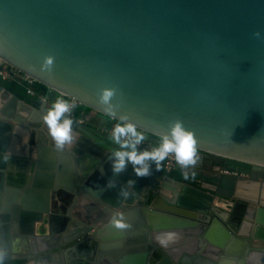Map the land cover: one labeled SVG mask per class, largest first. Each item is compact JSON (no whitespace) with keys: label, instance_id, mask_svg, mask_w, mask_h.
<instances>
[{"label":"water","instance_id":"obj_1","mask_svg":"<svg viewBox=\"0 0 264 264\" xmlns=\"http://www.w3.org/2000/svg\"><path fill=\"white\" fill-rule=\"evenodd\" d=\"M256 31L261 39L252 36ZM47 55L55 57L51 72L40 67ZM0 60L117 122L126 115L140 130L153 135L157 144L168 122L179 117L197 139V163L206 159L231 166L212 177L193 168L175 170L205 183L202 188L207 193L153 169L150 176L137 177L129 165L116 176L110 156L119 146L112 136H96L90 127L73 128L76 139L63 150L89 166L72 183L65 181L66 187H60L64 207L58 213L64 224L48 231V246L40 245L36 233L19 235L30 247L29 254L21 257L25 264H50L64 257L67 264H124L111 252H103L115 242L97 250L103 232L115 227L112 220L117 213L108 210L100 218H85L79 205L91 204L87 195L110 210H130L128 214L136 218L139 210L148 219L147 226L141 223L128 232L132 242L142 245L141 259L131 255L135 264H171L166 257L146 263L147 251H152V244L158 245L157 235L165 232L176 234L173 244L178 243V236L187 235L192 244L201 238L214 248H221L230 238L235 251L231 246L226 252L235 257L264 246L257 240L264 231V0H0ZM103 87L118 90L121 104L114 115L98 103ZM47 109L18 98L0 84V117L32 128L31 144L37 140L35 129L42 128L45 132L38 136L54 146L43 121ZM2 155L0 170L18 167L21 188L31 180L27 174L36 173L30 189L39 187L38 172L23 160L37 158L35 152ZM100 162L106 169L104 189L109 180L115 181L119 192L127 180L136 181L134 188H125L129 195L124 203L119 195L117 205L101 200L91 181L84 180ZM157 201L163 202L167 212L196 213L194 219L187 222L159 214ZM148 217L161 222L153 225ZM108 218L107 226L97 228ZM9 221L8 213L0 211V224ZM219 222L225 226L218 232L224 238L220 243L215 235ZM89 245L90 253H77ZM196 251L180 252L176 263L216 264ZM237 263L243 264L244 259Z\"/></svg>","mask_w":264,"mask_h":264},{"label":"crops","instance_id":"obj_2","mask_svg":"<svg viewBox=\"0 0 264 264\" xmlns=\"http://www.w3.org/2000/svg\"><path fill=\"white\" fill-rule=\"evenodd\" d=\"M0 119L2 120V122H0V155H2L1 153H14L19 155L26 154L29 156L33 152L38 155L37 158L23 159L28 160L31 163L32 167H30V170L34 167L36 172H38L39 176L37 178V184L39 185V187L37 189H30L31 184L35 179L36 173L31 175L29 172L27 176L31 178V180L28 179L27 186L21 188L19 184L21 183L20 180L22 174L18 167L16 168L19 171L14 170L15 172L8 171L7 168L0 170V211L7 212L10 219L8 223L6 222L5 224H0V250H3V252L5 251L4 258H8V260L3 259V264H25V260H23L21 257L29 254L30 247L25 242L20 241L19 235L25 232L36 233L37 236L40 237L39 239L42 243L40 245H42L43 247L48 246V231L50 229L56 231L60 229L62 224H64V219L58 213L61 211V208L63 206L62 203L64 202V196H62L60 187L65 188L67 182L72 183L75 176H80L82 168H88L89 162H82L80 164V159L76 155L70 154V152L67 150H57L55 146L51 145L50 141L46 140V138L42 136L39 137L38 132H45L42 128H40V130L35 129L37 140H35V144H31L29 141V135L32 132V128H29L26 123H18L15 120L3 117H0ZM17 124H20V126H17ZM4 158L7 160L10 157ZM152 169L154 170L155 168ZM105 170L106 169L104 165L102 164V162H100L94 168L90 169L88 175H86L84 180L91 181V187L96 190L95 192H97L101 200L108 201L112 204L115 203V205H117L120 201H116L115 199V197L118 196L119 193L118 189L114 187H107V189L103 188L107 181V178L105 177ZM51 177L52 182L50 183ZM121 181L122 180H119L118 183H121ZM49 185L54 189H46ZM77 196L78 193H76V198L74 201V205L76 206L78 205L76 204ZM87 196L88 198H90L88 200L91 202V204L88 202L86 203V206L81 207V205H79V209L82 208L81 211L84 212L83 216L85 218H100L101 215L106 213V211L108 210L111 211V213H118V211L110 210V208L107 207V205L103 204L102 201L96 200L90 195ZM126 198L123 197L120 202L124 203ZM150 203L151 201L149 200L146 204L149 205ZM162 205L164 206L163 202L157 201L156 206H159L160 208L155 210L157 213L172 215L181 221H192L194 219L192 214H196L191 211L182 214L167 212L164 211ZM129 211H121V213L123 214V222L128 224L130 227L125 229L114 227L113 230L115 231H104L102 237L104 239L101 238L97 240V250H99L100 246L101 248L103 246H107L104 243L112 244V242H115V244L118 245H109L107 248H105V250H103V252H107V254H110L111 252L114 257H116L120 261H123L124 264H135L131 255H135L137 259H141L142 245L132 242L131 236L128 235V232H130V230H135L137 227L139 228L141 223L142 225L147 226L148 219H143L142 213L139 210H137L138 218H136V215L128 214ZM51 212L53 213L51 214ZM148 218H151L149 220L154 222L153 225H159V223L161 222V220H157L156 217ZM76 220L79 221V219L77 218ZM109 221L110 218L105 220L103 224L100 227L98 226L97 228L107 226ZM79 222L85 225L83 221ZM219 224L221 226H219V228H215V235L216 240L220 243L222 240H224V238H221V235L219 236L218 232L223 229V227L225 228V226H223L224 224L221 222H219ZM92 225L94 227V224ZM256 225L257 224L253 223L254 229ZM38 231L40 233L43 232V234H39ZM180 238L182 239V242L179 240ZM177 239L178 243L175 242V244H173L169 242L167 246H161L159 243L158 245L152 244V251H147L148 259H146V263L149 261V259L152 261L154 260L156 263L157 258L159 261H161L162 257H166L170 260L171 264H177L176 261L180 257V252H182L183 254L188 252L192 253L191 251L195 252L196 249H198L196 251L198 252V255L205 259L214 261L216 264H238L237 262L242 258L244 259L243 264H254L255 262H257L258 264H264V246H262L261 248H252V251L243 253L242 257L238 256L239 254H236L235 257L233 255H230L231 253L226 252L227 248H230L231 246V250L235 251V247H233L234 244H232L235 243V241H232V239L230 238L224 241V244L221 246V248L211 247L209 244L211 242H207V240H201V238H198L199 240L196 238V243L192 244V242L189 241V236L187 235H180L177 237ZM175 240L176 238H173L172 241ZM257 240L260 244L263 243L264 245V231L260 233V237ZM248 243L251 245V241H248ZM213 249H215L216 251H213ZM91 251L92 249L89 245L86 248H81L77 253L80 255H87ZM112 252H114L115 254ZM96 257L97 254L95 256V259ZM64 259L65 257L63 258V260L61 259V261L63 262L50 261V264H67V262H64Z\"/></svg>","mask_w":264,"mask_h":264},{"label":"clouds","instance_id":"obj_3","mask_svg":"<svg viewBox=\"0 0 264 264\" xmlns=\"http://www.w3.org/2000/svg\"><path fill=\"white\" fill-rule=\"evenodd\" d=\"M252 36L256 39L262 38L259 31L253 32ZM54 63V56H45L41 62V70L51 72ZM98 103L104 107L106 112L114 115L121 104L120 99H118L117 88H101L98 93ZM72 110L73 106L67 100L61 98L55 100L43 116V121L48 127L49 135L57 150L62 151L65 145H73L76 139L73 135L74 120L71 115ZM112 139L119 146L117 150L112 151L110 156L112 173L116 176L124 173L129 165L132 166L137 177L150 176L152 174V165L155 164L156 171H159L161 163L169 155H174L175 162L181 169L194 167L199 160L195 134L185 126L184 121L179 117L168 122L166 131L160 135L158 144L152 147L151 150L140 149L139 146L145 141V135L138 128V125L126 115L119 117V122L116 123L112 130ZM185 176L187 177L186 172ZM135 183V180H127L118 195L126 198L129 193L125 188H134ZM115 186V181H108V188ZM112 223L119 229L130 227L123 222L122 213H117ZM175 236L176 234L173 232H165L158 234L156 240L161 246H167ZM4 255L3 250H0V264H3Z\"/></svg>","mask_w":264,"mask_h":264},{"label":"built area","instance_id":"obj_4","mask_svg":"<svg viewBox=\"0 0 264 264\" xmlns=\"http://www.w3.org/2000/svg\"><path fill=\"white\" fill-rule=\"evenodd\" d=\"M37 82L31 78L30 76L24 74L23 72L3 63L0 60V84L1 85H15L17 87H20L24 95L27 99L35 101L39 106H45L47 108H50L51 105L55 102L57 99H65L67 100L72 106V118L74 121H76L78 124L83 123V115L85 114L86 107L83 103L75 99L74 97H68L63 95H58L53 99L51 97V92L49 88H46V91H36L33 87ZM114 121V123L111 125L110 129L104 128L101 132L106 133L109 136H112V130L117 121L111 119ZM145 133V132H143ZM145 135V134H144ZM157 145V143L152 139L148 138L145 135V141L139 146L140 149H148L151 150L152 147ZM161 168L164 173H170L171 171L175 170H183L180 166H178L175 162L174 155H169L168 158H166L161 163Z\"/></svg>","mask_w":264,"mask_h":264},{"label":"rangeland","instance_id":"obj_5","mask_svg":"<svg viewBox=\"0 0 264 264\" xmlns=\"http://www.w3.org/2000/svg\"><path fill=\"white\" fill-rule=\"evenodd\" d=\"M6 88H8L9 90H11L12 92L16 89L17 86L15 85H4ZM23 91V90H22ZM51 92V97H53V99H55L56 96L60 95L57 92L53 91L52 89H50ZM34 102V101H33ZM36 103V102H34ZM37 104V103H36ZM38 105V104H37ZM39 106V105H38ZM104 120V121H103ZM109 121V123H108ZM112 122V123H111ZM114 123V121L111 120V118H109L108 116L94 110L91 108H86L85 110V114L83 115V123L80 125L78 124L76 121H74L73 127L77 128V127H90L92 129H94L96 131V136H99L98 133H102L101 131L104 128L110 129L111 125ZM148 138H152L154 140V136L148 133H144ZM103 139V138H102ZM106 140V139H104ZM152 168H155L154 170L156 171V166L152 165ZM160 174L163 175H167L168 173H164L162 170L157 171ZM244 176V175H243ZM246 177V176H244ZM260 180V179H259Z\"/></svg>","mask_w":264,"mask_h":264},{"label":"flooded vegetation","instance_id":"obj_6","mask_svg":"<svg viewBox=\"0 0 264 264\" xmlns=\"http://www.w3.org/2000/svg\"><path fill=\"white\" fill-rule=\"evenodd\" d=\"M153 165H155V164H153ZM226 167H231V166L229 164H227L225 161L219 162V161H214V160L203 159L200 163H197L194 167H191V168L197 170L198 172L204 173L207 176L212 177V176L220 173L222 171V169H224ZM160 170H162L161 166H160ZM190 178L191 179L189 181H186V182L179 181V180H177V181L183 183L184 185L190 186L191 188H193L195 190H199V191H202L204 193H207L202 188V186H204L205 183L197 181L196 179H194L192 177H190Z\"/></svg>","mask_w":264,"mask_h":264},{"label":"trees","instance_id":"obj_7","mask_svg":"<svg viewBox=\"0 0 264 264\" xmlns=\"http://www.w3.org/2000/svg\"><path fill=\"white\" fill-rule=\"evenodd\" d=\"M36 91H46V87L39 84V83H36L33 87ZM14 94L20 98V99H27L24 95V92L22 91V89L20 87H16V89L13 91ZM29 100V99H28ZM32 103L33 100H30ZM170 178L172 179H175V180H179V181H183V182H186V181H189L191 178L190 177H186L183 173L181 172H178V171H171L170 173L167 174Z\"/></svg>","mask_w":264,"mask_h":264}]
</instances>
